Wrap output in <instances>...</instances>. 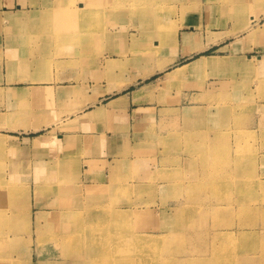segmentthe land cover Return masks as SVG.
I'll list each match as a JSON object with an SVG mask.
<instances>
[{
	"label": "rangeland",
	"instance_id": "1",
	"mask_svg": "<svg viewBox=\"0 0 264 264\" xmlns=\"http://www.w3.org/2000/svg\"><path fill=\"white\" fill-rule=\"evenodd\" d=\"M233 5L234 0H57L48 26L70 46L88 47L95 39L105 49V35L122 43L128 58H121L117 70L130 79L157 65L148 57L154 38L155 57L167 58L170 30L187 15H208L214 27L224 20L235 31L250 11L242 6L233 12ZM238 53L241 58L229 57L234 62L226 67L162 87L176 91L174 103L183 90L191 92L190 106L163 110L135 128L137 144L105 163L103 187L95 184L100 175L89 157H0V191L7 197L0 201V235L12 237L1 242V264H31L28 235L45 259L37 256L36 264H144L143 254L150 264H264V66L258 63L264 51ZM158 77L164 74L148 81ZM85 165L91 166L87 172ZM30 210L31 224L16 221L22 214L29 219ZM83 224L92 235L79 257L74 232ZM139 238L154 239L155 246L142 248L134 241Z\"/></svg>",
	"mask_w": 264,
	"mask_h": 264
},
{
	"label": "crops",
	"instance_id": "2",
	"mask_svg": "<svg viewBox=\"0 0 264 264\" xmlns=\"http://www.w3.org/2000/svg\"><path fill=\"white\" fill-rule=\"evenodd\" d=\"M234 1L233 12L242 6L250 11L248 20L240 21L235 31L224 20L218 19L214 27L208 15H187L176 34L170 30L164 50L167 58H161L162 53L155 57L154 38V53L148 57L154 56L157 65H146L139 75L137 70L136 76L122 79L117 70L121 58L127 57L122 43L109 42L105 35V49L95 39L87 48L84 44L70 46L51 32L48 19L57 14L53 10L57 0H0V157L90 158L98 169L96 176L100 175L95 184L103 187L108 176L105 163L123 157L124 151L127 155L129 145L137 144L132 140L135 128L163 110L190 106L191 92L183 90V97L174 103L176 91L168 90L171 85L162 88L167 75L201 60L208 62L202 72L221 69L234 62L232 57L241 58L239 49L264 51V3ZM254 7L258 10L252 11ZM244 39L247 46L241 44ZM98 49L103 53L100 58ZM222 50L231 54L207 55ZM87 53L90 63L85 64ZM246 54L250 62L252 56ZM263 59L259 57L258 63ZM196 72L184 69L173 82L188 81ZM157 74H164L163 80L148 81ZM90 167L85 165L83 170ZM6 198L0 191V201L6 203ZM1 238L0 260L1 242L12 237ZM30 248L31 264H36L38 254L32 244ZM5 254L12 257L7 250ZM39 258L45 260L43 253Z\"/></svg>",
	"mask_w": 264,
	"mask_h": 264
},
{
	"label": "bare ground",
	"instance_id": "3",
	"mask_svg": "<svg viewBox=\"0 0 264 264\" xmlns=\"http://www.w3.org/2000/svg\"><path fill=\"white\" fill-rule=\"evenodd\" d=\"M261 3H264V0H257V4H261ZM81 11H83V10H81ZM261 12L263 13V15H264V8L261 10ZM176 31H177V27L175 28L174 27V29H173V34L172 35H174V34H176ZM156 35V33H154L153 34V36H155ZM88 44H90V43H88ZM87 47V46H86ZM262 63H263V65L262 66H264V59L262 60ZM206 65H208V62L207 61H199V62H196V63H194V64H192L191 66H188V67H185V68H180V69H177V70H175L172 74H170V75H167L166 76V78H165V83H164V86L166 87V86H168L169 84H171L174 80H176L178 77H180V75H182V72H183V70L184 69H190L191 71H200V70H203L205 67H208V66H206ZM115 65L113 64V67H114ZM141 75H143V76H147V73H142ZM124 85H122V86H120L119 88L121 89L122 87H123ZM142 91L143 92H146V91H148V88H143L142 89ZM27 198V200H28V197H26ZM15 207V212L18 214L19 212H20V207L18 206V205H15L14 206ZM42 212V211H41ZM36 213H37V211H36ZM32 214H33V212L30 210V216H29V219H28V217L26 218L25 216L26 215H24V214H22L21 216H17L16 217V221H21V220H23V219H25V222H27V223H29V224H31V221H32ZM38 214H40V212H38ZM37 217V218H36ZM35 217V224L36 225H40V221H39V218H40V215H38V216H36ZM86 225L85 224H83L81 227H76V231L74 232V235H75V237H76V240L78 241V245H79V247L81 248V250H79V257H82V251H83V248H84V246L85 245H83V244H85V238H90L91 237V235H92V229H87V227H85ZM64 234V233H63ZM58 235H61V233H59ZM29 236V242H28V245L27 246H29L30 247V243H32V236L31 235H28ZM137 244H139L142 248H150V247H153V246H155V243H156V241L154 240V239H150V238H139V239H136V240H134ZM29 247H27L28 249H29ZM105 248V247H104ZM25 250V252H28L27 253V255H28V259H29V261L31 262V253H30V250ZM31 249V248H30ZM88 250H89V252H92V251H95V245H94V248L93 247H91V248H88ZM87 252V251H86ZM38 254V258H39V255L41 254H39V253H37ZM136 256V255H135ZM143 256V258H144V261H143V263L144 264H150V261H146V257H145V255L143 254L142 255ZM96 257H98V256H96ZM105 256H104V254H102L101 256H100V258H104ZM99 260H103V259H99ZM121 260V259H120ZM122 261V260H121ZM121 264H133V261H131L130 259L128 260V261H122L121 262ZM142 264V263H141ZM164 264H172V263H170V262H165Z\"/></svg>",
	"mask_w": 264,
	"mask_h": 264
}]
</instances>
